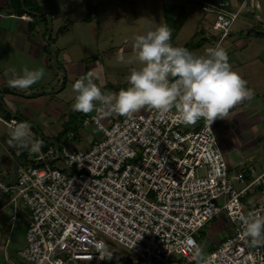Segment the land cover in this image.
Returning <instances> with one entry per match:
<instances>
[{
  "label": "built area",
  "instance_id": "2783aa9c",
  "mask_svg": "<svg viewBox=\"0 0 264 264\" xmlns=\"http://www.w3.org/2000/svg\"><path fill=\"white\" fill-rule=\"evenodd\" d=\"M246 4H203L215 19L217 43L231 36ZM98 106L83 122L100 135L88 150L52 146L15 168L9 182L0 178V192L15 208L13 223L21 205L28 211L20 264H264V244L243 235L241 219L264 217V200L248 198L264 189V175L248 183L243 173L231 177L211 123L199 119L184 130L175 106L130 116ZM234 181L246 186L237 192ZM220 215L232 234L203 255L199 232ZM100 241L129 254L100 260Z\"/></svg>",
  "mask_w": 264,
  "mask_h": 264
},
{
  "label": "crops",
  "instance_id": "0c3cea01",
  "mask_svg": "<svg viewBox=\"0 0 264 264\" xmlns=\"http://www.w3.org/2000/svg\"><path fill=\"white\" fill-rule=\"evenodd\" d=\"M38 1L27 0L34 9L42 8ZM200 1L213 3L221 0ZM243 1L247 3L245 12L242 13V15H246L247 27L246 29L243 27L233 29L230 36L231 45L237 51L233 57L240 64L259 65L264 68V0H228L219 3H230L237 6ZM201 9L203 11V5ZM39 16L38 13L31 14L24 7L23 2L0 0V178L7 182L10 181L15 168L26 166L36 154L30 153L27 149H20L15 142L11 144L8 142L9 127L5 124L6 121L15 118L30 124L35 138L41 142L43 152L52 146L56 147L55 143L58 147L71 145L86 151L100 135L95 130L86 134L81 130L73 132L70 129H75L77 119L81 117L79 122L82 121L83 123L88 116L86 114L80 115V112L69 109V103H66V109L69 111L65 109L67 112L64 114V109L58 110L56 108L57 103H54L53 100L66 96L67 84H74L88 73L92 74L94 82L97 83L102 92L111 93L110 89H112V87L110 89L107 87V71L103 65L104 60L94 59L90 62L88 56L75 58L69 54L70 50L72 51L79 44L77 40L70 43L73 41H70V36L69 43H66L67 41L64 39L66 37L64 34L68 32L66 24L70 22L71 15L65 17L66 24H62L63 19L61 17L50 16L47 20ZM82 19L75 18V22L87 21ZM48 30L51 34L47 38ZM63 40L69 48L62 46ZM242 53H245L244 56L247 59L241 56ZM53 57L56 66L53 72H50ZM106 57L109 58V56ZM23 67L30 69L43 67L45 76L27 90L10 87L8 81L14 76L13 70L18 74ZM255 87L262 89L264 94V82H257ZM247 88L253 93L251 86ZM107 90L108 92H106ZM75 95L76 93L73 96V101ZM53 106L56 109H52ZM102 106L108 112H112L109 106ZM143 111L144 109H141L137 113ZM240 116L244 117L253 128L252 130L247 126L246 133L250 134L248 139L242 137L241 128L240 134L236 137V134L228 127L226 129V122L219 121V119L212 123V127L215 133L217 131L218 137L222 134L225 140L229 142L230 147L227 151L229 157H240L235 164H233L234 160L230 158L231 167L237 170L235 166L243 165L245 162L243 160L257 157L255 161L250 162L245 176L246 181L250 182L254 175H264V97L254 95L250 100L236 105L230 111L228 118L234 119L240 118ZM68 122L69 124H67ZM70 124L72 126L66 130L68 129L67 125ZM227 124L229 123L227 122ZM61 125L65 126L60 128ZM223 128L226 130L224 133L222 132ZM233 129L236 127L234 126ZM69 133L75 134L71 140L67 138ZM256 134H259V137ZM63 135L67 141L62 145L60 139ZM251 170L255 174H252ZM262 189L259 188L250 192L251 194L248 196L250 203L264 200ZM9 200L7 195L0 192V260H2L0 264H20L17 253L25 246V219L28 211L21 205L18 214H16L17 219L13 223L15 208L9 203ZM231 234L232 231L230 230ZM216 249L217 246L211 249L209 253H203V255L210 254Z\"/></svg>",
  "mask_w": 264,
  "mask_h": 264
},
{
  "label": "rangeland",
  "instance_id": "374dc122",
  "mask_svg": "<svg viewBox=\"0 0 264 264\" xmlns=\"http://www.w3.org/2000/svg\"><path fill=\"white\" fill-rule=\"evenodd\" d=\"M38 2L42 5V8L34 9L28 2L27 7L29 9H34L42 19H47L50 16H57L63 19L62 24H66L67 21L65 17L71 15L70 22L66 24L68 32L64 34V36H66L64 39L67 41L66 43H69L70 36V41L73 40L70 43L77 40L79 44L72 49V51L70 50L69 54L73 55L75 58L88 56L90 62L94 61V59L104 60L103 65L107 71V82L109 85H107V87L108 89L112 87V89H110L111 93H118L121 89H126L129 86L127 76L130 74L131 70L133 68L138 70L142 67L132 47L137 35L146 34L148 31L154 30L160 24L167 25L171 31V45L185 48L188 44H192L193 47L189 51L195 55H204L206 49L214 47L218 41L219 35H216L212 30V24L215 19L213 16L207 15L202 11L201 8L204 3L200 0H39ZM75 18L79 20L83 18L87 21L75 22ZM245 18L246 15L241 16L235 22L233 29L241 27L246 29L247 21ZM50 34L48 30L47 38ZM207 34H209L211 38L206 39ZM65 40L62 42V46H64V48H69V46H66ZM221 46L227 52L228 63L231 69L240 75L246 82L247 87L251 86V90L253 91L252 96L259 95L263 98L264 94L262 93V89H257L255 85L257 82H264V68L259 65L252 66L250 64H240L233 57L237 51L231 45L230 36L224 39ZM244 55L245 53L241 54L244 59H247ZM106 56H109V58ZM52 64L50 72H53L56 66L54 57ZM66 87H68L66 96H63L61 99L56 98L53 100L54 103H57L56 108L58 110L64 109V114L69 111L66 109V103H69V109H72V104L74 102L73 96L75 94L72 83H68ZM106 92H108V90ZM54 108L53 106L52 109ZM65 109L67 111H65ZM79 114L84 115L85 113L80 112ZM91 115L92 112L86 114L88 117ZM80 119L76 120L75 129L70 130L73 132L81 130L86 134L91 133V131L94 130L92 126L84 127L82 121L79 122ZM219 121L226 122V129L228 127L229 130L236 134V137L240 134V128L242 137H246V139L250 136L248 132L246 133L247 126L253 130L251 124L242 116L234 119H229L227 117L219 119ZM227 122L229 124H227ZM67 124H69V122ZM65 125H61L60 128H63ZM67 126L68 129L66 130H69L72 125L70 124ZM234 126L236 129H233ZM194 127L195 124L184 126L183 129L192 131ZM225 131L226 130L223 128L222 132L224 133ZM217 134L216 131L215 135L218 139L220 150L229 167V175L235 177L244 172L246 176L250 162L255 161L257 157L243 160V162L245 161L243 164L244 166L241 164L237 166L234 165L237 170L234 169L231 167L232 165H230L229 160L231 158L234 160L233 164H235L240 157H229L227 154L230 147L229 142L225 140L222 134L219 135L220 137H218ZM256 136L259 137V134H256ZM60 140L62 145L67 141L64 135ZM55 167L64 169L65 166L62 161L57 160L55 162ZM234 186L236 191L239 192L246 184H240L234 181ZM262 192L264 193V189H262ZM230 230L232 231V227L225 215H220L218 218L206 224L199 232L201 236L199 244L203 249V253H209L215 246L218 247L221 241L226 239L227 235L231 236ZM110 246L109 250L115 254L116 259L125 257V255L129 254L126 250L114 243H110ZM175 258H178V256L175 255ZM0 261L2 262V260Z\"/></svg>",
  "mask_w": 264,
  "mask_h": 264
},
{
  "label": "clouds",
  "instance_id": "9594fccd",
  "mask_svg": "<svg viewBox=\"0 0 264 264\" xmlns=\"http://www.w3.org/2000/svg\"><path fill=\"white\" fill-rule=\"evenodd\" d=\"M170 38L171 31L164 24L137 35L132 47L142 67L131 70L127 76L129 86L118 93H103L88 73L73 84L76 95L72 110L88 114L100 112L98 105H107L116 114L130 116L144 108L168 111L175 106L185 125H193L199 119L212 124L227 118L236 105L252 98L246 82L231 69L227 52L219 43L206 49L204 55H195L186 48L172 46ZM13 72L8 83L19 90L30 89L45 76L43 67H23L18 74ZM8 135L10 144L15 142L20 149L40 153L41 142L32 136L27 122L9 125ZM241 219L243 235L254 244H264V217ZM95 247L100 260L112 258L103 241Z\"/></svg>",
  "mask_w": 264,
  "mask_h": 264
},
{
  "label": "trees",
  "instance_id": "16d2710c",
  "mask_svg": "<svg viewBox=\"0 0 264 264\" xmlns=\"http://www.w3.org/2000/svg\"><path fill=\"white\" fill-rule=\"evenodd\" d=\"M19 3L23 2L24 3V7L31 13V14H35L37 13L34 9H29L27 7V0H18ZM222 1H228V0H221V1H214L213 3H219V2H222ZM211 3V2H209ZM224 3V2H223ZM29 6V5H28ZM193 45L192 44H188L185 48L189 51L190 49H192Z\"/></svg>",
  "mask_w": 264,
  "mask_h": 264
},
{
  "label": "water",
  "instance_id": "95a60500",
  "mask_svg": "<svg viewBox=\"0 0 264 264\" xmlns=\"http://www.w3.org/2000/svg\"><path fill=\"white\" fill-rule=\"evenodd\" d=\"M55 144H56V147H58V146H57V143H55Z\"/></svg>",
  "mask_w": 264,
  "mask_h": 264
}]
</instances>
